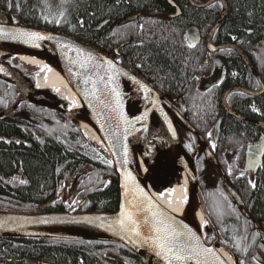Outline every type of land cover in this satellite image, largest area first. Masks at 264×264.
Segmentation results:
<instances>
[{
  "label": "trees",
  "instance_id": "trees-1",
  "mask_svg": "<svg viewBox=\"0 0 264 264\" xmlns=\"http://www.w3.org/2000/svg\"><path fill=\"white\" fill-rule=\"evenodd\" d=\"M150 2L154 0H122L120 8L115 0H81L75 5V11L79 15L85 14L87 21L94 26L105 18L111 19L120 12ZM230 7L231 16L224 25L225 31H236L250 27L253 23L264 24V0H232ZM201 20H204V25H212L215 18L212 17L211 10L189 12L184 17L171 20L167 26L161 25L160 31L167 29V44L155 42L132 53L138 55L141 61L147 62L148 69L152 72L148 77L151 82L171 96L182 93L183 88H187L190 82V76H194L199 69L200 54L196 51L198 56L194 54L192 57L191 52L186 51L183 31L188 22ZM75 28L65 30V33L82 43L105 51L101 49L102 43H95L98 39L90 40L89 32L80 27L77 20ZM243 69L240 64L239 70ZM158 76L161 78L160 82L155 79ZM18 94L19 90L15 86L0 81V110L11 108ZM220 97L219 92L211 95L209 103L212 107L207 114L196 108L197 101L188 103V117L195 123L198 121L193 128L200 136L211 132L212 123L220 109ZM47 98L58 99L54 95ZM181 103V100L177 102L180 110ZM12 114L16 116L0 119V210L19 214H41L66 212L80 204L77 211L84 213L112 212L117 209L119 191L111 160L93 147L69 118L51 108L28 101L22 102ZM245 132L252 131L244 124L231 122L227 131L221 133L220 143L235 142ZM191 146L192 148L185 150L187 153L194 152L195 140ZM203 154L201 149L195 160L198 161ZM204 163L211 164L206 160ZM211 181L216 182L215 179ZM261 183L262 187L255 194L256 202L252 205L250 215L264 220V176ZM73 187L77 196L69 205L67 195ZM62 191L64 199L60 196ZM219 193L224 197V202L220 210L211 211V218L221 241L235 255L243 257L253 249L254 243H249V239L258 238L261 234L248 224V220L241 213L233 212L228 207L230 202L222 189ZM52 202L55 203L48 206ZM259 227L264 230V224ZM20 239L34 244V247L24 252L27 257L40 258L46 262L101 264L95 256L104 254L105 259L117 261V264H144L136 253L115 241L52 237ZM19 249L17 252H20Z\"/></svg>",
  "mask_w": 264,
  "mask_h": 264
},
{
  "label": "flooded vegetation",
  "instance_id": "flooded-vegetation-1",
  "mask_svg": "<svg viewBox=\"0 0 264 264\" xmlns=\"http://www.w3.org/2000/svg\"><path fill=\"white\" fill-rule=\"evenodd\" d=\"M79 1L81 0H67V8H62V14L59 15V9L56 6L51 8L45 0H0V18H5V23L8 25L39 28L63 35H67L65 30L76 29L75 20H77L80 27H84L89 32L90 40L96 38L98 40L95 43H102L101 49L105 50L103 53L107 57L147 82L172 105L174 112L169 111L167 107L166 109L175 123L179 142L185 150L192 148L194 140L195 146L199 142L198 136L189 129V126L192 128L194 125L197 126L198 121L195 123L188 117V103L197 101L196 108H200L203 113L207 114L212 107L209 98L219 92L221 97L218 116L212 123L211 132L201 135L204 143L203 153L206 148H209L218 164L215 165L211 159L207 160L205 154L198 161L195 160L198 185L203 192L205 208L211 220V211L220 210L224 202V197L219 193L222 189L229 199L228 207L233 212L241 213L248 220V224L260 232V237L249 239V243H254V246L244 259H240L242 256L233 253L238 261H243V264H264V230L259 227L264 224V220L250 215L252 205L256 202L255 194L262 187L261 178L264 176V24L253 23L250 27L225 31L224 25L231 16L232 0H154V2L120 12L118 16H112L111 19L105 18L92 26L93 23L87 21L85 14H76L75 5ZM121 1L115 0V4L120 8H122ZM224 3L226 4V15L211 35L212 48L209 49L206 39L221 16ZM209 5L212 6L209 7ZM204 10L207 12L211 10L212 17L215 18L214 23L204 25V20L188 22L183 31L186 51H190L192 57L194 54L197 55L196 51L200 54L199 69L194 76H190V82L187 88H183L182 93L178 96H171L163 88L151 82L148 77L152 72L148 69L147 62L141 61L138 55L132 53L142 46L155 42L167 44V29L163 30L164 32L160 31L161 25L167 26L171 20L184 17L189 12ZM190 28H194L198 33V41L194 44H191L187 38V30ZM220 46L224 47L214 49ZM240 53L245 56L256 74L249 69ZM5 63L26 77L20 68L9 61ZM240 64L244 67L243 71L239 70ZM155 79L160 82L161 78L158 76ZM163 81L167 82V80ZM172 99H177V101L173 103ZM179 100L182 101V110L178 108ZM9 109L0 110V113ZM175 111L189 126L178 119ZM12 113L13 110L0 116V119L16 116ZM151 116L150 137L157 146L163 148L167 138L158 126L157 117ZM234 121L244 124L246 128L249 127L252 132H245L235 142L221 144V133H225L227 127ZM217 124L219 133L215 141L212 133ZM260 140L263 142L260 152L261 161L251 163L252 168L243 174L246 150ZM255 152H253L254 155ZM205 160L211 164L206 165ZM211 179H215L216 182ZM224 205L226 206V202ZM20 238L22 237L0 238V264H58L55 261L43 262L36 257H27L24 252L34 247V244ZM18 248L20 252H17ZM256 254L261 256L262 260L257 258ZM95 259L101 264H117V261L105 259L104 254L95 256Z\"/></svg>",
  "mask_w": 264,
  "mask_h": 264
},
{
  "label": "water",
  "instance_id": "water-1",
  "mask_svg": "<svg viewBox=\"0 0 264 264\" xmlns=\"http://www.w3.org/2000/svg\"><path fill=\"white\" fill-rule=\"evenodd\" d=\"M226 4L224 3L223 11L219 20L209 34L207 44L209 49L211 35L215 28L221 23L226 15ZM5 18H0V27L5 29L6 35L0 38V43L12 45L30 52L48 62L61 76L65 83L71 88L83 104V109H65L59 106V102H53L46 98L37 97L38 92L32 90L31 94L24 93L23 88L19 84V79L26 80L23 76L12 67L3 63L5 58H8L6 52L0 50V80L8 81V76H11L12 84L20 91L23 97L19 98L18 103L28 101L37 105L48 107L65 115L72 120L71 114L80 115L85 118L97 131L101 137L107 152L110 155L116 176L117 186L119 191V203L115 211L112 212H47L42 214H19L13 212L0 211V237H44V238H70V239H109L115 240L127 248L133 250L143 261L144 264H168L163 256H157L156 249L150 239L154 236L152 231V212L163 213L167 218V223L174 227L183 235L179 238L178 243L195 246L199 244L198 256L185 259L183 262L173 261V264H197L198 261H207L208 264H229L225 257L218 250L217 244L227 249L220 241L217 229L210 219L204 204L203 192L198 185L196 167L193 157L180 146L179 136L175 123L169 114V111L174 109L165 98L147 82L134 75L132 72L118 65L115 61L98 52L93 47L81 43L69 36L47 31L43 29H31L22 26H13L5 23ZM26 32H38L44 39H29L19 35L17 30ZM13 35L15 39L11 38ZM187 38L191 44L198 40V33L194 28L187 30ZM220 46L214 49H220ZM80 51H77V50ZM212 51V50H211ZM89 53L92 59H88ZM242 59L248 64L249 69L254 74L256 72L245 59V56L240 53ZM108 61L112 63L109 64ZM228 91L224 94L223 100ZM177 99H172L175 103ZM16 103L11 109L0 113V116L6 115L8 112L17 108ZM226 106V105H224ZM169 110H167L166 109ZM228 112L229 109L226 108ZM151 115L157 117L160 130L167 138V146L159 147L152 140L150 133ZM175 115L185 125L188 123L175 111ZM140 117V119H137ZM189 129L197 135L198 133L189 126ZM219 133L218 124L214 127V140L216 141ZM199 145L204 146L201 136L198 135ZM135 140L139 146L143 156L149 158L155 169V174L151 180L153 190L162 191L174 182L175 178L167 177L166 174L178 175L176 171L181 167H167L168 161V144L174 141L176 147L182 152L183 159L191 173L193 180V188L196 192V198L199 207L206 219L207 223L215 230V238L211 243L202 240V235L199 230L189 220H185L170 210L161 200L155 196L150 190L149 185L145 182L139 169L132 159L131 149L128 140ZM263 142H256L254 146H249L246 150V163L243 174L246 173L254 161H261ZM257 151V152H255ZM255 152L256 154L254 155ZM209 148L205 149L206 159H211L215 165L217 160ZM260 163V162H258ZM254 169V168H253ZM167 178L166 182L161 186L159 181L162 178ZM140 189L143 190L141 193ZM64 195V192H61ZM77 191L71 189L68 192L69 203L71 204ZM152 202L151 210H149L148 201ZM52 202L48 206H52ZM132 211L137 222L140 225V235L134 232L122 231L117 221L120 219V213L123 210ZM137 209H140L137 211ZM147 217V221L145 218ZM50 226H65L75 227L93 231L88 237L72 236L61 232H53L46 230ZM135 243L140 247V252L135 251ZM213 249L215 256L212 253H203L200 249ZM233 255V254H232ZM259 258V255L256 254ZM236 259V257H235ZM260 259V258H259ZM238 261V259H236Z\"/></svg>",
  "mask_w": 264,
  "mask_h": 264
},
{
  "label": "bare ground",
  "instance_id": "bare-ground-1",
  "mask_svg": "<svg viewBox=\"0 0 264 264\" xmlns=\"http://www.w3.org/2000/svg\"><path fill=\"white\" fill-rule=\"evenodd\" d=\"M22 27L31 28L27 26H22ZM31 29H39V28H31ZM93 48L96 49L98 52L102 53L103 55H105L98 48L96 47ZM0 50L6 52L10 56H13L14 58H16V60L20 61L21 63L38 68L35 74V77L36 79H38V81L37 83L35 82L33 86L28 84L24 80L19 79V84L23 88L24 93L31 94L33 89H39V90L53 89L55 90V93L59 97L67 101V103H70V107L72 109H81V110L83 109V104L80 101V99L71 90V88H69V86L61 78V76L57 73V71L48 62H46V60L34 54H31L30 52L23 50L22 48L12 45H6L0 43ZM7 78H8V82H12L10 75ZM71 118L72 121L77 125L79 130L83 133V135L86 138H88L92 143L99 146L101 149L106 150V147L101 137L94 129V127L85 118L75 114H71ZM128 143L131 149V153L133 157L132 159L134 160L137 169H139L145 182L149 185L150 190H152V192L155 194L158 200H161V202H163L166 206L170 208V210L175 212L181 218H184L185 220H189L191 223H193V225L197 228V230L200 231L201 235L204 236V228L207 222L206 219H204L205 217L199 207L196 198V192L195 189L193 188L194 186H193L191 173L189 169L185 167L186 162L182 157L183 154L176 147L174 141H171L168 144V161L166 168H170L173 166H179V167L181 166V167L176 171V173L178 174L176 177L174 175H170L171 178L173 179L175 178L174 182H172L171 185H169L167 188H164V190L162 191L153 190L151 186V180L155 174V169L153 168V164L151 160L143 156L135 140L129 139ZM166 146H167V141H166ZM60 196L62 199H64V196H62L61 194ZM68 204L71 205L69 203V200H68ZM69 210H67L66 212H68ZM3 212H7V211H3ZM46 230L53 232H61L78 237H88L92 235L93 232L86 229L65 227V226H50L47 227ZM0 238H11V237H0ZM23 238H37V237H23ZM40 238H44V237H40ZM105 240L115 241L109 239H105ZM134 248L135 251L140 252V247L136 243L134 245ZM218 250L225 257V260L229 262V264H236L237 260L229 251L221 247H218ZM260 257L261 256H259V258ZM260 259L262 260V258ZM40 260L44 262L43 259Z\"/></svg>",
  "mask_w": 264,
  "mask_h": 264
},
{
  "label": "snow or ice",
  "instance_id": "snow-or-ice-1",
  "mask_svg": "<svg viewBox=\"0 0 264 264\" xmlns=\"http://www.w3.org/2000/svg\"><path fill=\"white\" fill-rule=\"evenodd\" d=\"M212 5H209L211 7ZM19 35L25 36L29 39H44L38 32H26L24 30H17ZM6 35L5 29L0 27V38H3ZM11 38L15 39L16 36L13 35ZM194 46V45H192ZM77 51H80L79 49ZM88 59H92L91 54L89 53ZM111 64V61H108ZM0 71H3V68H0ZM140 119V117H137ZM255 185L253 184V187ZM141 193L143 190L140 189ZM149 210H151L152 202L149 199L148 201ZM140 209H137L139 211ZM152 231L155 235L150 236L146 239H150L156 249L157 256H163L168 260V264H173V261L183 262L185 259L192 258L193 256H198L200 253L197 251L199 244L195 246H189L187 244L178 243L179 238L183 235L178 232L174 227L167 223V218L164 217L163 213L153 211L152 212ZM147 221V217L145 218ZM120 225L122 231L134 232L136 235H140V225L137 222L135 215L132 211L127 209L123 210L120 213V219L117 221ZM203 253H212L215 256L214 250L209 248L200 249ZM197 264H208L207 261H198ZM221 264H225L224 261H221ZM236 264H243V261H237Z\"/></svg>",
  "mask_w": 264,
  "mask_h": 264
},
{
  "label": "rangeland",
  "instance_id": "rangeland-1",
  "mask_svg": "<svg viewBox=\"0 0 264 264\" xmlns=\"http://www.w3.org/2000/svg\"><path fill=\"white\" fill-rule=\"evenodd\" d=\"M49 5H51V8L53 7V6H56L59 10H58V14L59 15H61L62 14V8H67V6H68V4H66V3H68L67 2V0H45ZM11 62L13 65H15V66H17L18 68H20L21 70H22V73L24 74V75H27V76H30V79L31 80H34L33 78H32V76H34L35 74H36V72H37V69L38 68H36V67H32V66H30V65H27V64H24V63H21L20 61H18V60H16V58H13V59H8L7 60V62ZM42 73H44V72H42ZM44 91V92H43ZM46 90H42V93L40 94V95H42V96H52V95H54L55 96V94H53L51 91L50 92H45ZM52 94V95H51ZM23 95L22 94H20V92H19V94H18V97L19 98H21ZM18 100L19 99H17L16 98V100H15V103H18ZM65 104H68V106L67 107H69L70 106V103H67V101H65L64 102V105ZM65 108H66V105L64 106ZM87 140H88V142L89 143H91V145L93 146V147H95L96 149H98V150H100L101 151V153L105 156V158H108V159H110L111 160V158H110V155H109V153L106 151V150H103V149H101L99 146H97L96 144H94V143H92L88 138H87ZM193 144H194V141H193ZM195 151H196V149H194ZM167 175V177H170V174H166ZM166 180H167V178L165 177V178H162L160 181H159V184L162 186L165 182H166ZM71 189H74V187L73 188H71ZM74 190H76V189H74ZM204 197V196H203ZM202 197V198H203ZM204 199V198H203ZM204 204H205V200H204ZM205 207H206V205H205ZM204 207V208H205ZM208 225V224H207ZM204 234L205 235H207V234H209L208 236H207V239H205L208 243H210L212 240H213V238H214V235H215V230L214 229H212V226H210V225H208V227L206 226L205 228H204ZM204 235V236H205ZM220 239V238H219ZM222 243H224L223 241H221ZM225 244V243H224ZM217 247H220L218 244L216 245ZM246 257V255L245 256H243V257H240V259L241 258H245ZM247 261V260H246ZM245 261V262H246Z\"/></svg>",
  "mask_w": 264,
  "mask_h": 264
}]
</instances>
